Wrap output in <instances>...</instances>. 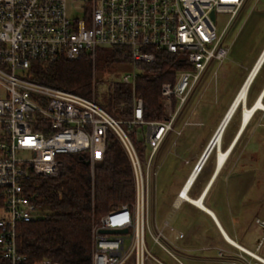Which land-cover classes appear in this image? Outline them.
<instances>
[{
    "label": "built area",
    "instance_id": "1",
    "mask_svg": "<svg viewBox=\"0 0 264 264\" xmlns=\"http://www.w3.org/2000/svg\"><path fill=\"white\" fill-rule=\"evenodd\" d=\"M246 0H0V255L10 264H60L50 258L30 263L17 250L16 228L39 216L27 192L34 176L63 173L66 154L86 155L91 175L104 155L108 132L120 142L133 175L134 200L109 209L91 227V264H162L146 245L154 244L184 264L153 224L149 198L156 154L170 132L181 135L177 120L207 67L228 53L224 36ZM72 4L77 13L72 12ZM213 13V16L211 14ZM217 13L229 17L218 32ZM102 47H116L132 66L118 82L132 87L131 117H114L95 94L83 96L32 78L33 69L59 60H76ZM182 57L189 67L175 73L174 82L160 86L164 119L146 120L133 86L139 65L156 59V51ZM191 124L184 120L183 125ZM134 132L131 135V129ZM143 143L142 158L135 142ZM172 145H176L174 139ZM188 163V160H185ZM199 160L177 192L183 196L189 177L199 172ZM194 179V178H193ZM193 181V180H192ZM255 221L264 225V221ZM168 226V221L163 222ZM172 229L171 227H169ZM101 229H125L104 233ZM183 233H178L182 237ZM264 245V234L257 250ZM236 264H264L256 252L239 247ZM219 256L222 255L219 251ZM192 261L200 259L190 258Z\"/></svg>",
    "mask_w": 264,
    "mask_h": 264
},
{
    "label": "trees",
    "instance_id": "2",
    "mask_svg": "<svg viewBox=\"0 0 264 264\" xmlns=\"http://www.w3.org/2000/svg\"><path fill=\"white\" fill-rule=\"evenodd\" d=\"M101 49V48H100ZM156 59L139 65L133 91L142 99L143 117L161 120L165 116L161 105L160 86L174 82L175 73L189 65L182 57L156 51ZM102 61L82 53L76 60H59L46 66H36L32 78L42 84L83 96L91 95L93 70L113 62H128L120 50L110 47ZM96 81V80H95ZM132 87L114 82L101 105L114 117H131ZM131 129V135L134 127ZM142 158L143 143L135 142ZM63 173L58 176H34L27 192L38 206L39 216L21 222L16 228L19 253L33 263L50 258L60 264H91V227L109 209L134 200L133 175L129 159L117 138L108 132L102 160L91 175L86 155H63ZM0 264H10L0 255Z\"/></svg>",
    "mask_w": 264,
    "mask_h": 264
},
{
    "label": "rangeland",
    "instance_id": "3",
    "mask_svg": "<svg viewBox=\"0 0 264 264\" xmlns=\"http://www.w3.org/2000/svg\"><path fill=\"white\" fill-rule=\"evenodd\" d=\"M71 7V13H77L73 4ZM228 17V13L216 14L215 25L218 32ZM223 40L228 47V53L221 62L213 61L195 86L177 120V128L182 129L181 135L176 136L170 132L156 154L157 166L155 174L151 178L149 205L151 211L154 207L157 218L163 212H168L173 215L174 220L182 222L181 211L184 206L177 210L171 206V202L193 165L200 159L209 140L224 118L229 103H231L230 100L234 98L233 96L242 84L241 82L244 81L243 79L249 72L248 69L264 46V0H246L231 22ZM108 49V47L97 49L96 56L103 61ZM132 69L129 62H113L109 66L96 67L94 71L95 94L99 104L104 100L111 85L119 81L123 74L131 72ZM263 75L264 67L252 89L257 86L256 84ZM240 110L239 107V114L237 112L234 114L226 135L234 129V123L240 117ZM259 115L260 113L252 119L244 130L228 160L227 168L239 157L238 160L241 164L238 168L243 174L240 173L231 177L226 185L222 181L216 183L210 192V204L219 208L226 215L228 213L235 215L238 211V203H235L233 199L234 194L238 191L237 196L242 202V208L258 211V216L264 220L262 213V211L264 212V127L254 131L257 124L264 125V117ZM186 119L191 124L183 125V121ZM186 137H188L187 140ZM174 139L176 140L175 146L172 145ZM216 150V147L212 149L207 163L215 159ZM185 160H188V163ZM203 175L205 172L200 175V178ZM190 195L194 196L192 193ZM238 198H236L237 201ZM233 218L235 220V217ZM250 222L252 226L256 227V231L253 233L246 232L245 238L256 242L258 238L263 236L264 225H256L253 220ZM237 229L241 234L246 231L239 224ZM146 245L150 253L162 264H179L154 244L148 236L146 237ZM257 253L264 256V245ZM151 260L147 264H154V260ZM183 263L197 264L185 260ZM236 264L244 263L237 261Z\"/></svg>",
    "mask_w": 264,
    "mask_h": 264
},
{
    "label": "crops",
    "instance_id": "4",
    "mask_svg": "<svg viewBox=\"0 0 264 264\" xmlns=\"http://www.w3.org/2000/svg\"><path fill=\"white\" fill-rule=\"evenodd\" d=\"M256 59L254 60L250 68L254 66ZM263 67H264V60L262 61L259 68L256 70L253 76L254 78L251 80V83L248 87L246 103H245L246 106H250L253 103H255V101L259 97H261L260 99L264 104V75L261 78V80L258 82V84H256L257 86H255V88L252 89ZM250 68L248 69V71L250 70ZM233 99L234 98H232L231 100L233 101ZM231 100L230 102L232 103ZM231 103L229 104L231 105ZM242 106H243L242 104H239L237 106L235 111H233V113L231 114L224 129L222 130V136L219 145L220 148H217L216 150L217 152L215 155V159L207 163L210 154L208 155L206 160L202 163L199 172L194 177L192 184L189 188V191L187 192L188 196L193 199L202 198L201 199L202 206L198 205L197 203H193L185 200H181L177 204H175L177 192L180 190L181 187L180 186L171 202V206L176 208L177 210H179L180 208H182V206H184V209L181 211L182 222L174 220L173 215H171L168 212H163L162 214H160V217L157 218L154 207L151 211V218L153 224L161 229L164 242L170 247V249L174 253L177 254V256H179L182 262L183 260H185L197 264L198 263L229 264V261L236 260L238 258V254L242 252L239 249V247H242L248 251H252L256 253L262 248L261 246L257 250V245L261 238H258L256 242L255 240H250L249 238H245L246 232L253 233L254 231H256V227L254 225L252 226L250 221L253 220V222L257 225L258 223L255 221V219L256 218L261 219V218L257 214L258 211H253V209H249V208H245V209L242 208L241 205L242 202H240V199L237 196L238 191H236L233 198L234 202L238 203V208H239V209L237 208L238 211H236L235 215H232V213H231L232 216L230 215V213L226 215L225 213H222L219 210V208L210 204L209 202L210 192L216 183L218 184L220 181H222L224 185H226V182L231 177L240 173L243 174L242 171H240V169L238 168L239 165L241 164V162L238 160L239 157L236 158L230 164L229 168H227L229 157L234 152L244 130L247 128V126L252 121V119L254 117H257L258 113H260L261 115V116L259 115L260 117H264V110L257 108L252 114L247 124L243 125L244 122L242 117L243 116ZM239 107L241 108L240 117L238 118V121L234 123V129L228 135H226V132L230 126V122L234 114L236 112L239 114ZM177 126L178 124L176 125V127ZM262 126L264 127V125H262L261 123L257 124L254 127V131L258 130L259 128H263ZM187 138L188 137H186L185 139L187 140ZM218 150H222V151L229 150V154L227 155V158L220 166L218 165V161H217ZM203 172H205V175H203L200 178V175ZM190 193H192L194 196H191ZM236 198H238V201L236 200ZM262 213L264 214L263 211ZM233 217H235V220ZM165 220L168 221L167 227L163 226V222ZM238 224L241 226L242 229L244 228V230H246L245 232H243V234H241L238 231L237 229ZM169 227H171L172 229H170ZM178 233H183V236L178 237ZM228 238L231 239L232 242L228 240ZM219 251H221L222 253L221 256H219L218 254ZM260 256L264 258V256L262 255ZM192 257L200 260L191 261L190 258Z\"/></svg>",
    "mask_w": 264,
    "mask_h": 264
},
{
    "label": "bare ground",
    "instance_id": "5",
    "mask_svg": "<svg viewBox=\"0 0 264 264\" xmlns=\"http://www.w3.org/2000/svg\"><path fill=\"white\" fill-rule=\"evenodd\" d=\"M258 56L259 57H257L256 62L254 63V66L249 70L246 78L244 79V81H243L242 85L240 86L239 90L237 91V93H236V95H235V97H234V99H233V101L231 103L232 106L230 105V107L228 108V110L226 112L227 113L226 117L224 118V120L222 119L223 121H221V125H220L219 130H217L214 133V135H213V141H215L214 147H216V148H220L219 145H220L221 136H222V129L221 128L223 127L224 123L226 122L227 118L229 117V115H230L231 111L234 109V107L236 109L239 104L243 105L242 106V108H243L242 109V112H243V114H242L243 116L242 117H243V122H244L243 125L247 124V122L249 121V119L251 118L252 114L254 113V111L257 108H260V109L264 110V104L262 103V101L260 99L261 97H259L255 101V103H253L250 106H246V104H245L246 103V97H247V90H248L247 86H248L250 80L254 78L253 76H254L257 68H258L259 63L261 62V60H262V58L264 56V46H263V48L260 51ZM235 109H234V111H235ZM228 154H229V150H227V151L218 150L217 161H218V165L219 166L224 162V160L227 158ZM202 161L203 160L200 157L199 162H198V166H200L203 163ZM194 175H195V173H193L189 177V180L187 181V183H186V185L184 187V191L188 188V186L192 182V180L194 178ZM183 196L186 197V199L189 200L190 202L197 203L198 205L202 206V203H201V199L202 198L193 199V198L189 197L188 194H185L184 192H183ZM228 240L231 241V239H229V238H228Z\"/></svg>",
    "mask_w": 264,
    "mask_h": 264
},
{
    "label": "water",
    "instance_id": "6",
    "mask_svg": "<svg viewBox=\"0 0 264 264\" xmlns=\"http://www.w3.org/2000/svg\"><path fill=\"white\" fill-rule=\"evenodd\" d=\"M211 16H213V13L211 14ZM263 60H264V56H263L261 62L259 63L258 68H259V66L261 65V63H262ZM258 68H257V69H258ZM252 78H253V77H252ZM251 80H252V79H251ZM251 80H250V82H249L247 88L249 87V85H250V83H251ZM231 106H232V105H231ZM234 109H235V107H234ZM234 109L231 111L229 117H230L231 114L233 113ZM226 115H227V113L225 114L224 118L226 117ZM229 117L227 118L226 122L224 123L223 127L221 128L222 130L224 129L226 123L228 122ZM224 118H223V120H224ZM223 120H222V121H223ZM220 125H221V123H220ZM220 125L217 127V130H219ZM217 130H216V131H217ZM214 144H215V141H213V136H212L211 139L209 140L207 146L205 147L204 151L202 152V155H201V159L203 160L202 162H204V161L206 160V158L208 157V155L210 154V152H211L212 149L214 148ZM86 163H88V162L86 161ZM201 165H202V164H201ZM201 165H200V166H201ZM100 231H101V232H104V233H121V232H125L126 230H125V229H123V230H119V229H101Z\"/></svg>",
    "mask_w": 264,
    "mask_h": 264
}]
</instances>
